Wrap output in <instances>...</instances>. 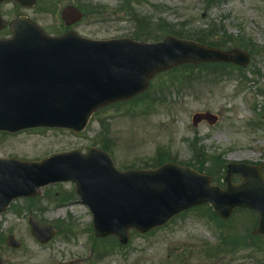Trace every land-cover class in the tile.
Wrapping results in <instances>:
<instances>
[{
	"label": "rangeland",
	"instance_id": "obj_1",
	"mask_svg": "<svg viewBox=\"0 0 264 264\" xmlns=\"http://www.w3.org/2000/svg\"><path fill=\"white\" fill-rule=\"evenodd\" d=\"M117 1L79 0L87 9L95 10L92 7L98 4V8L106 7V19L98 21L86 17L73 29L95 38L131 36L137 29L150 32L142 21L136 22L137 18L144 17L151 20L147 25L164 20L171 26L193 32H204L214 26L225 30L222 39L228 47L236 45L256 51L250 63L242 68L229 66L231 72H209L206 67H194L196 74L189 81L184 75L172 77L174 73L162 72L161 78L153 79L154 85L145 97H155V109L139 113L136 103L100 109L82 134L63 129H29L14 135H0V155L38 158L70 148L84 151L91 145L100 146L97 139L103 138L111 141L110 151L120 168L129 164L142 165L160 147H166L178 160H188L192 165L201 161L198 162L200 153L209 159L212 151L216 153L222 149L226 150V160L264 158V128L251 123L264 115V55L258 49L264 44V0H143L134 6L127 1L121 6L119 0L115 10ZM125 9L135 21L130 14L124 16ZM0 11L7 19L20 11L45 29L59 24L52 13H43L34 7L20 8L14 2L0 3ZM1 30L0 36L4 34ZM217 39L218 35L209 38L210 41ZM254 64L260 69L257 74L252 70ZM181 70L192 72L191 66ZM160 79L170 85L162 84L156 93ZM131 110L135 111L129 112ZM203 111L218 115V120L213 125L203 121L193 126L191 116ZM51 191L69 193L70 184L55 185ZM44 204L47 208L45 219L52 223H73L74 232L68 236L61 232L47 247L40 246L29 235L22 219L11 216L17 223L16 234L24 239L25 248L31 249L26 253L24 264H90L93 253L89 247L91 215L88 208L70 201L59 205L45 200ZM205 210H189L148 236L132 234L127 247L107 252L94 264H264V248L259 247L258 241L252 248L245 247L233 253L220 250L207 254L208 245L218 242L219 235L202 217ZM252 220V216L241 213L226 224L239 235L250 229ZM238 237L249 242L247 236ZM104 242L109 247L111 240Z\"/></svg>",
	"mask_w": 264,
	"mask_h": 264
},
{
	"label": "water",
	"instance_id": "obj_2",
	"mask_svg": "<svg viewBox=\"0 0 264 264\" xmlns=\"http://www.w3.org/2000/svg\"><path fill=\"white\" fill-rule=\"evenodd\" d=\"M47 39L33 35L24 37L18 33L12 40L0 42V128L63 125L78 129L85 124L94 106L132 92L128 88L118 91L117 86L130 84L129 77L132 81L140 78V71L131 73V67L127 72L124 70L123 53H99L106 47L105 43L85 42L84 46L81 41L66 39L59 45L57 40L50 42ZM120 45L134 54L143 55L147 62L140 83L135 85L143 84L153 70L175 61L247 60V55L239 51L225 53L174 38L152 45L128 41ZM71 49L77 50L70 52ZM107 82L111 88L105 86ZM99 84L102 87L98 91L110 89L112 93L95 96L94 90ZM89 164L90 168H85L82 173L80 167ZM48 167L52 168L51 172H44ZM26 168L43 172L42 175L35 174L34 179L75 180L77 192L94 212L97 234L116 232L126 240L129 226L144 230L172 213L200 202H209L223 217H227L234 206L257 209L260 213L258 229L264 231L262 178H245L240 183L226 179V186L221 188L212 185L209 176L172 163L157 169L121 173L112 167L103 152L98 151L86 156L76 152L61 155L40 164H26ZM234 169L228 168V172ZM24 176L26 173L11 177L9 172H0V179H26ZM8 198L7 193L3 199Z\"/></svg>",
	"mask_w": 264,
	"mask_h": 264
},
{
	"label": "bare ground",
	"instance_id": "obj_3",
	"mask_svg": "<svg viewBox=\"0 0 264 264\" xmlns=\"http://www.w3.org/2000/svg\"><path fill=\"white\" fill-rule=\"evenodd\" d=\"M121 51L123 52V65H124V70L127 72L128 70V65L130 64L129 60H134L135 65L137 63H140V78H135V81H132V79L129 77V81L131 82V84H136V83H140L141 78L143 77V73L145 70V65H147V62L144 58L143 55H138V54H134L132 53L128 48H126L125 46H121L120 47ZM137 68V66H136ZM134 72H138V70H134Z\"/></svg>",
	"mask_w": 264,
	"mask_h": 264
},
{
	"label": "flooded vegetation",
	"instance_id": "obj_4",
	"mask_svg": "<svg viewBox=\"0 0 264 264\" xmlns=\"http://www.w3.org/2000/svg\"><path fill=\"white\" fill-rule=\"evenodd\" d=\"M2 253H4V257H5V260H4V263L3 264H9L8 263V257H9V255L7 253V249L4 248V247H2V245H0V264H2L1 263V254Z\"/></svg>",
	"mask_w": 264,
	"mask_h": 264
}]
</instances>
